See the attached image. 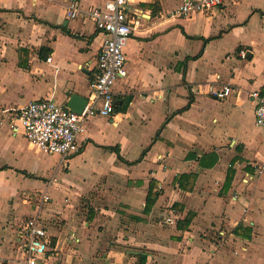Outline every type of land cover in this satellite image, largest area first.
I'll return each mask as SVG.
<instances>
[{
    "label": "crops",
    "instance_id": "1",
    "mask_svg": "<svg viewBox=\"0 0 264 264\" xmlns=\"http://www.w3.org/2000/svg\"><path fill=\"white\" fill-rule=\"evenodd\" d=\"M71 1L0 0V264H25L17 231L44 192L57 257L42 264H264V129L250 98L264 85V0L182 18L180 0H132L141 24L115 113L91 118L62 163L13 126L32 101L89 100L104 36L87 12L106 0H75V19Z\"/></svg>",
    "mask_w": 264,
    "mask_h": 264
},
{
    "label": "built area",
    "instance_id": "2",
    "mask_svg": "<svg viewBox=\"0 0 264 264\" xmlns=\"http://www.w3.org/2000/svg\"><path fill=\"white\" fill-rule=\"evenodd\" d=\"M131 2L132 0H106L103 7H95L87 12L88 17L103 34L104 42L91 83V95L81 114L73 113L51 99L32 101L17 113V124L13 126V130L21 131L43 154L58 155L62 163L66 162L81 149L80 138L84 136L86 124L91 118L114 115V87L128 75L125 48L135 27L141 24L140 19L131 12ZM222 5L223 0H180V5L172 17L207 14ZM68 9V15L72 19L77 18L81 12L80 4L75 0L69 3ZM249 54L247 50L239 52L243 59ZM211 93L214 98L223 100L233 90L231 87H224L222 91ZM250 98L255 104L256 125L264 129V85L261 90L252 92ZM50 202L51 197L45 192L41 193L35 208L37 215L27 219L17 231L14 247L24 255L25 264H42L51 255L57 257L47 225L41 216L44 207ZM165 222L168 225L175 224L172 218H166ZM70 241L78 243L75 237Z\"/></svg>",
    "mask_w": 264,
    "mask_h": 264
},
{
    "label": "water",
    "instance_id": "3",
    "mask_svg": "<svg viewBox=\"0 0 264 264\" xmlns=\"http://www.w3.org/2000/svg\"><path fill=\"white\" fill-rule=\"evenodd\" d=\"M87 104L88 100L86 98H81L77 95H73L68 102V108L73 113L81 114Z\"/></svg>",
    "mask_w": 264,
    "mask_h": 264
},
{
    "label": "trees",
    "instance_id": "4",
    "mask_svg": "<svg viewBox=\"0 0 264 264\" xmlns=\"http://www.w3.org/2000/svg\"><path fill=\"white\" fill-rule=\"evenodd\" d=\"M42 50H43V49H42ZM154 203H155V198L149 196V199H148V202H147L146 209L149 208V207H151ZM192 216H193V215L189 214V215L187 216V218L184 220V224H186V226L189 225V223H190V221H191V219H192Z\"/></svg>",
    "mask_w": 264,
    "mask_h": 264
},
{
    "label": "rangeland",
    "instance_id": "5",
    "mask_svg": "<svg viewBox=\"0 0 264 264\" xmlns=\"http://www.w3.org/2000/svg\"><path fill=\"white\" fill-rule=\"evenodd\" d=\"M46 209V208H45Z\"/></svg>",
    "mask_w": 264,
    "mask_h": 264
}]
</instances>
